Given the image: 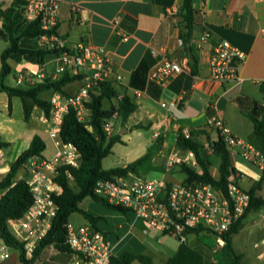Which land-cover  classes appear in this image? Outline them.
<instances>
[{"label":"crops","instance_id":"0c3cea01","mask_svg":"<svg viewBox=\"0 0 264 264\" xmlns=\"http://www.w3.org/2000/svg\"><path fill=\"white\" fill-rule=\"evenodd\" d=\"M58 1L60 8L56 36L63 47L72 49L86 39L100 54L113 61L116 72L122 76L121 84L113 85L117 96L105 100L104 108L107 109L105 106L108 105L117 107L119 100L124 96H128L137 106L124 122L117 113L114 123H120L121 127L114 129L113 135L119 134L121 142L113 146L109 156L117 154L120 159L105 168V161L109 156L106 157L102 162L103 169L126 167L138 158L148 155L134 175L142 178H164L169 183L184 182L185 175L181 173L180 165L175 166L170 173L165 171L168 158L178 149L179 131L183 128L204 127L215 116L224 119L234 136L264 154V135L256 133L250 118V115H253L264 122V0H193L195 27L191 45L197 59L195 76L191 74L185 48L179 43L182 22L180 9L184 0ZM24 2L26 3V0H0V6L7 9L15 3ZM77 8L79 10H76ZM3 24L4 19L0 17V30ZM206 30L211 33V38L200 45V36ZM221 41H228L244 54L239 66V75L242 78L239 83L221 85L211 78L210 56L214 46ZM26 44L41 47L38 39L26 41ZM8 46L9 43L0 38V57ZM162 54L175 58L183 66V70L165 86L149 79L150 72L157 66ZM142 62L146 63L148 70L142 77L134 79L132 84L134 72ZM9 63L13 69L9 77H13V83L8 81L9 77L5 83L11 87H19L15 80L20 71L41 74L42 81L59 77V61L55 54L48 55L43 66L27 60L16 62L10 59ZM81 87L82 81L77 80L68 83L64 92L66 95H74ZM135 90L142 91V96L136 98ZM54 93L58 92L44 91L40 97L50 102ZM172 102H176V105L171 106ZM162 103L167 106L163 107ZM45 118L44 111L34 107L29 121H25L21 99L13 97L9 100L5 92H0V136L9 143L7 148L0 149L1 179L8 174L10 166L20 154L28 149L35 136L43 140L46 149L49 147L53 151L48 157L45 149L42 153L44 158L49 159L55 154L56 148L49 137V125ZM216 140L218 137L214 131L207 132L200 139L211 144ZM7 155L8 159H5ZM231 160L235 168L246 174V178L240 182L241 187L250 191L263 172L240 157H231ZM24 175L23 167L17 179ZM218 175L214 177L218 178ZM16 181L14 180V183ZM261 192L259 193L262 194ZM0 193L1 196L4 195V191ZM88 199L91 201L85 210L94 216L102 217L95 228L106 233L112 255L119 256L127 251L149 256L151 264H155V260L166 264L177 253L181 243L172 236L149 226L130 213L124 215L94 202L91 198ZM251 212L258 213V219L247 227L246 219ZM251 212L244 219L239 231L248 232L252 237L250 246L245 248L241 245L242 250H236L234 237L233 246L242 256L243 264H264V206ZM83 223L89 222L85 219ZM204 233L210 232L188 234L185 244L202 255L203 264H230V259L224 251L223 237L221 243L217 237L214 245L203 238ZM192 235L195 236L194 239H190ZM3 244L0 240V246ZM211 245H214L213 248ZM10 254V258L0 261V264H21L17 250L11 248ZM34 264H41L40 257ZM132 264L142 263L135 261Z\"/></svg>","mask_w":264,"mask_h":264},{"label":"built area","instance_id":"2783aa9c","mask_svg":"<svg viewBox=\"0 0 264 264\" xmlns=\"http://www.w3.org/2000/svg\"><path fill=\"white\" fill-rule=\"evenodd\" d=\"M59 8L58 0H26L23 17L27 23L39 21L44 31H52L58 24ZM210 38L211 33L204 31L199 44H205ZM262 38L264 43V29ZM38 40L41 47L64 48L55 34L42 35ZM179 43L182 44L181 39ZM243 59L244 54L228 41L217 43L210 56L212 80L221 85L241 82L239 66ZM58 61V76L65 72L78 75L81 77L82 87L74 95H52L50 113L45 122L49 125L48 134L54 142L55 154L49 159H32L24 165L25 175L21 179L28 184L33 203L22 218L10 220L9 227L14 237L23 245L27 260L32 258L40 242L48 234L52 220L59 210L54 201V195L61 192L55 180L59 169L64 166L77 168L80 165L81 155L77 148L61 139L65 116L73 110L79 121H87L90 111L86 104L90 101L91 93L103 84L119 85L122 81L113 61L100 54L86 39L60 54ZM182 70L183 66L178 60L162 54L161 60L150 72L149 79L165 86ZM41 81V74L20 71L15 83L19 87H32ZM142 94L140 90L134 91L136 98ZM175 105L176 102L171 103V106ZM162 106L166 107L167 104L162 103ZM117 115L115 112L112 118L104 121L103 129L108 137L113 135L114 119ZM202 131L216 132L218 139L220 137L228 147L232 158L240 157L261 173L264 171V154L234 136L220 116L211 118L204 127L183 128L179 131V136L201 142L203 150L212 155L213 145L200 141L204 135ZM181 164L197 166L195 153L192 150L176 149L168 158L165 171L170 173L175 166ZM245 178L246 174L235 168L228 177L226 192H222L208 183H169L164 178H142L128 173L100 180L96 184L95 194L107 199L115 207L126 209L128 213L172 236L180 243L187 242L191 228L207 230L215 234L221 243L222 235L240 220L251 204L249 191L240 185ZM1 181L0 178V183ZM1 195L0 193V198ZM262 198L264 199V193ZM67 245L72 253L69 264H109L112 256L108 238L91 223L75 226L69 222ZM10 250L6 244L0 246V261L10 258Z\"/></svg>","mask_w":264,"mask_h":264},{"label":"trees","instance_id":"16d2710c","mask_svg":"<svg viewBox=\"0 0 264 264\" xmlns=\"http://www.w3.org/2000/svg\"><path fill=\"white\" fill-rule=\"evenodd\" d=\"M25 4V2L21 4L15 3L7 9H2V6H0V17L4 19L3 27L0 30V38L9 43V46L2 52L0 57V92H5L9 100L13 97H19L23 105L24 119L29 121L34 107L40 108L44 111L45 116H49L50 102L40 97L42 92L51 90L66 96L64 87L68 83L81 80V77L65 72L58 78L44 79L32 87H11L5 83L13 71L9 63L10 59L16 62L27 60L43 66L48 55L55 54L59 56L63 52L69 51L67 48L49 49L26 44V41L36 40L42 35H58V33L57 26L52 31H44L39 21L27 23L23 17V6ZM194 15L193 0H184L180 9L182 22L179 36L189 59L191 74L195 76L197 75V59L193 54L191 45V36L195 27ZM147 70L146 63L142 62L134 72L132 84H134V79L145 75ZM116 96L117 91L112 83L103 84L94 93H91L90 101L86 104L87 109L90 111L87 121H79L73 110H70L65 116L61 128V139L64 143H72L77 148L81 155L80 165L77 168L64 166L59 169L55 180L59 184L61 192L54 195V201L59 206V210L52 220L48 234L40 242L29 260L25 258L23 245L11 233L9 221L22 218L33 203V195L28 184L22 179H17V176L30 160L35 158L44 159L42 153L46 149V145L39 136L33 138L28 149L20 154L10 166L8 174L2 179L0 192L4 191V195L0 198V240L19 252L21 264H34L49 247L56 249L61 255V260L69 264L72 259V253L67 245V225L70 222V217L74 213H79L94 227H97L98 222L102 220V217L94 216L80 208V204L86 198H91L94 202L100 203L107 208L115 209L124 215L128 214L126 209L115 207L107 199L95 194L97 182L103 179H111L114 176L128 175V173L137 174L138 167L148 158V155H144L126 167L103 169V160L112 153L113 146L121 142L119 134L107 136L103 129L104 121L112 118L114 112L117 111L119 118L124 122L137 109L135 103L128 96L120 99L117 107L112 106L109 109H105L104 101L111 100ZM238 101L242 104L241 99ZM250 118L254 123L256 133L264 135V122L259 121L253 115H250ZM202 133L207 134L206 131H202ZM212 145L214 148L213 155L219 159L218 178H215L212 174L209 155L203 150L201 142L194 139H185L183 136H178L177 146L183 150H192L195 153L198 168L181 164L180 171L185 175V183H208L213 185L215 189L226 192L228 177L235 171V168L232 164L229 149L224 141L219 137L217 142H212ZM8 146L9 143L0 136V149ZM14 180L17 181L14 183ZM263 182L264 171L260 180L249 191L252 200L246 213L229 231L222 235L225 246L224 251L230 259V264H243L242 256L234 249L233 237L239 233L248 213L257 211L264 206V199L259 193L262 190ZM202 232L209 231L202 228L189 229V234ZM135 261L142 264L152 263L149 256L125 251L119 256L112 255L109 264H132ZM166 264H203V257L187 244L181 243L177 253Z\"/></svg>","mask_w":264,"mask_h":264},{"label":"rangeland","instance_id":"374dc122","mask_svg":"<svg viewBox=\"0 0 264 264\" xmlns=\"http://www.w3.org/2000/svg\"><path fill=\"white\" fill-rule=\"evenodd\" d=\"M9 82L13 83V77H9L8 79ZM106 103V102H105ZM107 107V109H109L111 107V105H108V106H105ZM120 123L117 125L114 123V127H113V131L114 129H118L120 128ZM215 139V138H214ZM53 154V151L51 148H47L46 149V155L49 157ZM5 159H8V155L6 156ZM108 160L105 161V168H108L110 166H112V163L113 161H118L117 159H120V157L115 154V156H109L108 158H106ZM209 161L211 163V168H212V172L213 174L216 176L218 175V169L217 167L219 166V159L215 156V155H209ZM114 164V163H113ZM193 168H198L197 166L193 167ZM143 177H145V175H142ZM148 178H152V177H149ZM262 194L264 193V182H263V185H262ZM260 194V195H262ZM90 199H85L81 204H80V208L85 210V208L90 204ZM86 211V210H85ZM258 219V213L256 212H251L247 219H246V226L249 227L252 223H254L255 220ZM72 224L76 225V226H79L80 224H84L83 222H85V218L79 214V213H74L70 220H69ZM203 238L210 241L212 244H216V241H217V236H215V234L213 233H204L202 234ZM195 236L192 235L190 237V239H194ZM250 237L248 232H245V231H241L239 234L235 235L234 236V246L236 248V250L238 251H241L242 250V247L243 245L245 246V248H248L250 245L249 241H250ZM244 243V244H243ZM214 245H211V247L213 248ZM242 245V247H241ZM13 252V250L11 251ZM217 255L220 254L219 253H216ZM216 254L214 253V255L216 256ZM61 255L59 254V252L52 248V247H49L47 248L43 253L42 255L40 256V262L41 264H68V263H65L61 260ZM11 260V259H10ZM155 264H160V261L159 260H155Z\"/></svg>","mask_w":264,"mask_h":264},{"label":"water","instance_id":"95a60500","mask_svg":"<svg viewBox=\"0 0 264 264\" xmlns=\"http://www.w3.org/2000/svg\"><path fill=\"white\" fill-rule=\"evenodd\" d=\"M223 239V238H222Z\"/></svg>","mask_w":264,"mask_h":264}]
</instances>
